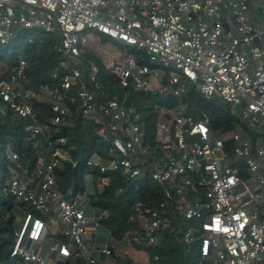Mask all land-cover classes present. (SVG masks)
I'll return each instance as SVG.
<instances>
[{
    "label": "built area",
    "instance_id": "built-area-1",
    "mask_svg": "<svg viewBox=\"0 0 264 264\" xmlns=\"http://www.w3.org/2000/svg\"><path fill=\"white\" fill-rule=\"evenodd\" d=\"M22 31L54 34L60 62L38 91L26 87L25 58L0 69V100L32 121L41 152L31 175L8 150L3 192L24 210L10 264H163L166 246L187 250L183 264H264V0H0V46ZM88 51L121 88L181 103L156 106L150 129L127 96L105 92ZM191 89L229 105L240 126L221 134L208 115L189 114ZM35 101L52 106L49 123ZM74 104L107 146L87 168L161 189L159 204L137 203L121 235L82 194L57 188L68 150L56 136Z\"/></svg>",
    "mask_w": 264,
    "mask_h": 264
},
{
    "label": "trees",
    "instance_id": "trees-1",
    "mask_svg": "<svg viewBox=\"0 0 264 264\" xmlns=\"http://www.w3.org/2000/svg\"><path fill=\"white\" fill-rule=\"evenodd\" d=\"M22 31L13 41L14 52L9 55V46H0V69L10 72L19 65L21 57L27 60L28 81L26 87L38 91L41 85L52 83L51 74L59 66L60 55L55 50L57 38L54 34L43 31H34L35 37L19 51L18 41ZM85 55L98 64L100 77L104 90L111 97L123 100L127 96V105L135 107L141 114L142 122L151 129V121L158 116L156 106L176 107L181 103L178 99L152 97L132 89L120 87L114 76L104 69L101 60L88 51ZM6 74L0 75V79ZM182 102L189 107L187 112L196 118L203 114L208 115L213 127L221 134H226L237 129L241 121L231 112L230 106L217 101H207L195 89H191ZM194 106L192 111L190 107ZM79 105H71V114L67 117L65 125L58 129L56 138L67 139L65 149L68 155L56 170L57 188L65 193L73 191L82 194L91 208L100 209L107 213L106 226L121 235L133 215L137 203L152 206L162 201L161 189L150 180L129 181L122 173L101 174L85 166L86 160L94 153L107 156V146L101 142L97 135V126L84 118L79 113ZM34 109L40 124H47L55 117L51 105L35 101ZM32 121L19 117L6 103L0 100V264L10 260V251L14 244L15 232L19 228L20 219L24 213L23 206L15 198L4 194L3 188L10 179L13 167L8 155V150L19 154V160L33 174L41 152L35 146V139L28 130ZM226 147L231 150L232 141L226 142ZM243 169V166H241ZM247 176V172H242ZM108 180V183H105ZM133 196V197H132ZM197 257V248L192 250ZM164 259L163 264H183L182 256L187 253L184 247L166 246L160 250ZM195 258V257H194ZM198 258V257H197ZM10 263V262H9ZM77 264H86L78 261Z\"/></svg>",
    "mask_w": 264,
    "mask_h": 264
},
{
    "label": "rangeland",
    "instance_id": "rangeland-1",
    "mask_svg": "<svg viewBox=\"0 0 264 264\" xmlns=\"http://www.w3.org/2000/svg\"><path fill=\"white\" fill-rule=\"evenodd\" d=\"M26 33H23L22 34V37L19 39L18 41V44L20 45L18 50L21 51L23 50L26 45L31 41V39H33L35 37V32L34 31H30L24 38L23 36L25 35ZM14 52V45L12 44L11 47H10V51H9V55H11L12 53ZM95 52V51H94ZM133 197V196H132ZM11 260H9L8 262H4L3 264H10Z\"/></svg>",
    "mask_w": 264,
    "mask_h": 264
}]
</instances>
